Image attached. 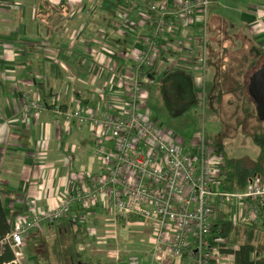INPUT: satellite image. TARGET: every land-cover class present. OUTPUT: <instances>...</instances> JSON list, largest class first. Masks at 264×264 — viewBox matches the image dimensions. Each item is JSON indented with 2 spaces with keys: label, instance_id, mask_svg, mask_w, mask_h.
Wrapping results in <instances>:
<instances>
[{
  "label": "crops",
  "instance_id": "obj_1",
  "mask_svg": "<svg viewBox=\"0 0 264 264\" xmlns=\"http://www.w3.org/2000/svg\"><path fill=\"white\" fill-rule=\"evenodd\" d=\"M143 10L147 11L127 0H0V192L11 219L17 215L30 218L33 208L51 210L82 184L83 175L99 172L101 163L94 157L96 139L90 128L67 125L53 111L80 106L111 113L124 102L122 86L130 65L153 26ZM259 24L256 42L249 45L240 40V48L247 53L257 43L264 57V20ZM177 25L173 35L160 40L156 64L144 74L147 91L175 67L193 73L200 93L198 26ZM213 53L209 55L212 80L217 82L223 72L219 89L223 80L236 84L235 70L224 68L231 56L219 64ZM24 95L41 98L46 111L22 117ZM57 226L42 225L32 235L49 241L56 236ZM235 227L230 245L238 250L250 227ZM255 227L257 236L263 237L264 224ZM151 246L143 264H158L151 259ZM81 254L83 263H93ZM21 262L36 264L32 256ZM228 263L236 264L235 256Z\"/></svg>",
  "mask_w": 264,
  "mask_h": 264
},
{
  "label": "built area",
  "instance_id": "obj_2",
  "mask_svg": "<svg viewBox=\"0 0 264 264\" xmlns=\"http://www.w3.org/2000/svg\"><path fill=\"white\" fill-rule=\"evenodd\" d=\"M127 1L146 9L143 11L153 26L130 65L122 86L124 102L115 105L111 113L80 106L56 107L53 111L67 125L90 128L96 139L94 157L101 163L100 170L96 175H83L82 184L51 210L38 212L33 208L30 218L17 215L11 219V231L0 248H11L15 264L24 255L25 240L42 225L70 218L81 227L86 223L84 212L94 207L116 221L121 217L126 224L141 221L152 228L151 259L158 264H229L236 248L213 233L217 222L227 218L245 230L264 224V184L255 179L244 190L221 189L225 160L213 143L204 134L197 144L177 142L147 107L144 74L156 64L160 40L173 35L178 22L198 26L200 65L205 72L209 1ZM201 80L200 92L205 94L203 71ZM104 107L109 111L110 107ZM46 108L41 98L24 95L20 113L30 117ZM76 208L82 211L78 213ZM126 264H143V260L131 255Z\"/></svg>",
  "mask_w": 264,
  "mask_h": 264
},
{
  "label": "rangeland",
  "instance_id": "obj_3",
  "mask_svg": "<svg viewBox=\"0 0 264 264\" xmlns=\"http://www.w3.org/2000/svg\"><path fill=\"white\" fill-rule=\"evenodd\" d=\"M208 1L209 49L205 72L204 68L202 70L205 94L200 92V105L181 117H173L164 105L160 87L151 85L148 86L150 93L148 108L159 120L161 128L170 133L177 142L197 144L204 134L206 140L212 142L215 148L223 147L222 154L226 156H223L224 160L231 158L251 164L257 161L260 153L253 137L255 134L264 135V123L257 117L256 106L252 99L250 97L243 99L244 95L240 93L237 95L236 90L240 82H244L246 86V82L249 83L250 77L264 63L261 50L257 49V43L255 49L251 48L247 53L242 51V47L240 48V40L252 45L256 42L255 38L259 37V34L255 33L260 32L259 22L262 23L264 20V0L259 3L260 0ZM257 12L260 14L258 15ZM211 49L214 50V59L218 58L219 64L224 63L226 56H231V62L227 60L224 68L234 69L233 73L237 76L236 84L228 79L221 81V91L218 90V82L222 79L220 76L223 72H219V78L214 82L208 66ZM255 64L258 68L253 72ZM91 210L84 214L87 220L88 239L78 246L83 259L87 262L91 260L94 264H100V261L103 264H126L127 258L131 255H139L142 259L148 256L153 240L152 228L141 221L125 223L122 227L114 216L106 214L100 208L95 209V213ZM28 240L29 238L25 240L24 255L21 260L29 256L26 246Z\"/></svg>",
  "mask_w": 264,
  "mask_h": 264
},
{
  "label": "trees",
  "instance_id": "obj_4",
  "mask_svg": "<svg viewBox=\"0 0 264 264\" xmlns=\"http://www.w3.org/2000/svg\"><path fill=\"white\" fill-rule=\"evenodd\" d=\"M257 68L255 64L253 72ZM243 83L237 84L236 91H238L237 95L240 93V95H244L243 99H246L250 97L247 90L248 82H246V86ZM157 85L160 87L164 105L173 117H181L200 105V93L193 73L174 67L159 78ZM218 90L222 89L218 88ZM226 93L229 94V92ZM253 141L260 150L259 158L251 164H247L244 160L225 158L221 189L244 190L255 179H259L264 184V135L255 134ZM216 151L223 155L224 149L221 146H216ZM10 219L0 192V242L11 231ZM129 219L135 221L134 217ZM60 223H63V226ZM117 223L123 227L126 220L118 217ZM57 224L58 232L54 238L50 237L49 241L36 234V236L29 237L26 245L28 255L34 258L36 264H85L80 258L81 253L78 251V246L88 239L87 224L76 227L70 218H66L56 224L46 225L53 227ZM257 229L258 227L255 226L250 227L239 250L234 251L236 264H264V235L259 238ZM235 230L236 227L227 218H223L214 226L213 233L230 241ZM38 248H41L40 253ZM52 256H54V263H52ZM13 261L14 254L11 248L8 246L0 248V264H15Z\"/></svg>",
  "mask_w": 264,
  "mask_h": 264
},
{
  "label": "water",
  "instance_id": "obj_5",
  "mask_svg": "<svg viewBox=\"0 0 264 264\" xmlns=\"http://www.w3.org/2000/svg\"><path fill=\"white\" fill-rule=\"evenodd\" d=\"M247 90L256 106L257 117L264 123V63L250 77Z\"/></svg>",
  "mask_w": 264,
  "mask_h": 264
}]
</instances>
